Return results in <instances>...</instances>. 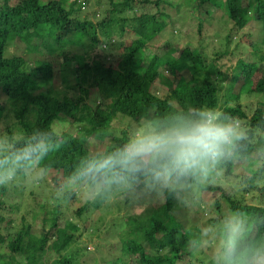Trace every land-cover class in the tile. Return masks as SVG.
<instances>
[{
  "label": "trees",
  "instance_id": "1",
  "mask_svg": "<svg viewBox=\"0 0 264 264\" xmlns=\"http://www.w3.org/2000/svg\"><path fill=\"white\" fill-rule=\"evenodd\" d=\"M186 8L198 17L204 12L209 19L218 10L224 12L226 18L222 15L219 22L226 34L214 47L216 35L211 43L203 40V22L195 28L201 35L198 46L186 44L178 55V44L170 46L169 40L178 43L184 35L181 25L192 24L176 23ZM249 24L261 27L262 39L244 34ZM170 26L179 31L173 30L165 42L167 50L147 54L146 48L160 45L152 40ZM241 34L248 39L243 49L238 41ZM222 40L225 47L219 48ZM259 43L264 45V0H0V123H5L0 134L14 133L19 141L25 132L44 128L60 117L76 128L64 131L66 142L45 161L43 178L32 170L11 187H0V264H83L76 242L98 224L90 218L108 201L88 197L74 209L80 191L87 189L96 198L91 186L70 182L74 167L83 156L101 155L130 136L127 130L110 131L119 115L141 123L149 114L167 110L169 101L184 107L214 106L231 115L227 122H240L238 128L244 133L228 154L206 179L190 181L181 194L188 204L203 192L218 193L211 210L215 216L211 214L207 221L217 231L221 252L229 240L228 220L241 217L238 247L245 254H264V53ZM248 45L258 51H248ZM115 47L119 53L108 54ZM54 61L59 62L58 71ZM181 63L187 66L178 73ZM158 77L166 83L157 84ZM236 85L238 90L233 92ZM158 88H167L166 95H159ZM254 97L257 101L243 102ZM93 135L106 140L104 151L91 150L87 142ZM223 179L231 190L221 183ZM40 184L49 192L45 198L36 192ZM144 195L149 202L143 212L132 213L126 207L125 215L112 218L107 227L110 231L120 224L117 244L128 245L127 250L121 248V254L111 259L101 253L97 260L210 264L196 258L201 242L194 237L196 225L185 226L178 214L182 198L163 191ZM27 197H33L34 203L23 206ZM129 198L125 196L126 203ZM40 210L38 233L33 226ZM76 221L82 222L83 229ZM49 247L52 259L45 257Z\"/></svg>",
  "mask_w": 264,
  "mask_h": 264
},
{
  "label": "clouds",
  "instance_id": "2",
  "mask_svg": "<svg viewBox=\"0 0 264 264\" xmlns=\"http://www.w3.org/2000/svg\"><path fill=\"white\" fill-rule=\"evenodd\" d=\"M162 113L139 123L134 134L101 155L83 156L76 164L70 182L91 186L96 198L107 202L113 197L140 190L163 191L177 198L190 181H201L239 138L238 127L227 122L231 115L214 106H178L169 101ZM72 127L67 118H54L44 128L15 134H0V187H11L36 170L45 174V161L66 142L64 131ZM229 240L217 264H264V254L247 253L237 240L243 225L230 220ZM216 230L211 225L206 233ZM243 256V260L241 257Z\"/></svg>",
  "mask_w": 264,
  "mask_h": 264
},
{
  "label": "rangeland",
  "instance_id": "3",
  "mask_svg": "<svg viewBox=\"0 0 264 264\" xmlns=\"http://www.w3.org/2000/svg\"><path fill=\"white\" fill-rule=\"evenodd\" d=\"M13 2L16 0H12ZM194 13L195 10H193ZM201 15H199V17L197 15H193L189 13V10L186 8L184 10V15L181 17L182 19L176 20V23L179 22H183L187 24V22L189 21L188 25L190 23H192L188 28H186L184 25H181V30L183 31V36L181 37V40L177 43L175 40H169L172 31L174 30L176 33L179 31V29L177 28H173V27H168L166 28L163 33L161 34L160 38H156L152 40V44L159 42L160 45L156 48L153 49H149L146 48L145 52L147 54L151 53L152 51H158V53H163L164 51H166V41L169 40L173 45L170 46H176L178 44L179 49L177 50V55L178 53H180L179 51L182 50V48L186 45L189 44L191 46H198L200 44V38L201 35L197 33L196 25L198 24V22H203L204 27L206 26V28L203 30L202 34H204V41H208L209 43H211L212 41V37L213 36H217V39L214 40V43L212 44V46L214 47V45L216 43H218V40L223 37L226 34L225 28L220 25L221 22H219L220 17L222 15L223 18H226V15L224 14V12L222 10H218L215 12V15L212 19L210 16H208V14H205L204 12L201 13ZM208 16V17H207ZM182 24V23H181ZM180 25V24H179ZM193 26L192 29H190ZM176 29V30H175ZM263 32H261V27L259 25H248L245 29H244V34L249 37V38H257V39H262L263 37ZM238 41L241 43L240 49H243L246 45V42L248 41V39L244 36V35H239L238 36ZM226 41L222 40L221 43V47L219 48H223L225 47ZM212 46H208L209 48ZM236 46V41L231 43L229 46L230 50H234ZM168 48V47H167ZM258 48L264 53V45H262V43H259ZM246 49L248 51H255L257 52L258 49L249 46L246 47ZM112 51V50H111ZM107 51L108 54L112 55V54H116L119 53L118 48L115 47L113 49V51ZM239 53V52H238ZM243 53H239L238 56L242 55ZM245 55V54H243ZM117 56V55H116ZM183 56V55H182ZM59 62L54 61V68L59 69ZM226 65V63H225ZM187 65L181 63L178 65V73H180V71L182 69H184ZM59 75L58 73H56V78H58ZM60 78V77H59ZM157 84L161 85V84H165V80L161 81V79L158 77V79L156 80ZM240 84V82H239ZM166 86V85H163ZM167 88H158L157 92L159 91V95L161 96H165L167 93ZM238 90V85H236V87L234 88L233 92H236ZM258 97H254L251 99H247L244 100L243 102H255L257 101ZM71 125V124H70ZM139 123L129 119L127 117L121 116L119 115L116 119L113 120L111 126H110V131L119 134L121 132V130H127L129 132V135L134 134V132L136 131L137 127H138ZM236 126L239 127L240 126V122L236 123ZM5 128V123L1 122L0 123V131H3ZM75 130V125H72V127H66L65 131H69V130ZM238 133L239 134H243L244 131L241 128H238ZM106 140L102 139V138H97L95 135H93L87 142V144H89V146H91V150H95L94 153L97 152H102L105 149L106 146ZM93 144H97V147H93ZM262 164V162H260V165ZM33 176V175H32ZM39 183H42V181L40 180ZM221 183H224V187L227 190H231L232 187L230 186V184L226 181V183L224 182V179ZM35 188V187H34ZM73 189L77 188L76 184L72 185ZM36 192L38 194H40L42 197H46L49 195V192L47 190H44V185L40 184L38 187L35 188ZM195 192L192 191L191 195H193L195 197ZM129 195V202L126 203L125 200V196ZM126 195H122V196H118L117 199L112 198L111 200H109L107 203L104 204L103 208L96 211L91 219V223H95V220H98V224H93L94 227L92 226L90 229H86L84 231V235L81 237V239H79L76 242V247L81 249V256L80 261L83 262V264H108L105 262V260H97V258L101 257V253L105 255L108 258H112L116 255L121 254L120 252L122 251L121 248L123 250H127L128 245H122V244H117L119 243V236L122 230V227L117 226V225H112L113 229L112 230H107V227H109L110 224H112V218H122L125 215V209L126 207L132 211V213H141L143 212V210L145 209L146 205L149 202V197L150 194H147L148 196H145L144 193L140 194V190L137 189L135 191H132L130 194H126ZM28 196V194L26 195ZM93 196V193L87 189L82 190L78 193V198L77 200L74 201L73 204V208L74 209H78V207L84 203L86 201V198H91ZM218 196V193H212V192H203L201 193L200 196H197L193 202L192 200H187L188 204H186V201H184V197L181 194L180 197L182 198L180 200V209L178 210V214L181 215L184 219H185V226H194L196 225L197 230H195L194 232V237L199 239V241L202 243H199L198 248L196 249V258L197 260H203V262H208V263H216L217 262V258L220 256L221 252V244L220 241L217 242L216 238H218V235L215 234L214 235V230H211L210 232L206 233V229L210 226V224L208 223V219L210 218V216H215L214 213L211 211L212 210V203L213 201L216 199V197ZM250 201L252 200V196L248 197ZM26 200L25 203L23 204V206L29 204V203H34L33 201V197H27L24 198ZM200 200V203H199ZM120 207L122 206V208L120 210H118L119 205ZM129 206V207H128ZM22 211H24V207H22ZM40 211H37V220L35 225L33 226V229L35 231H37L38 233L41 230V219L43 218V213ZM70 213V210H69ZM212 214V215H211ZM230 220L233 221H239L242 223L243 225V219L241 217H232L231 219L228 220V222ZM126 222V221H125ZM78 228L83 229V225L82 222L80 221H76ZM90 223V224H91ZM123 224V223H121ZM64 220L60 221V226H64ZM228 225V223H227ZM91 226V225H90ZM99 226V227H97ZM103 226V227H102ZM95 228V229H94ZM94 229V230H93ZM243 229V228H242ZM210 239V241H208V239ZM208 243L210 244V246H208ZM201 244V245H200ZM87 245V249H85ZM196 247V244L193 245ZM119 252V254H118ZM53 251L52 248H48V253L45 254V257H47L48 259H52L53 257ZM44 257V258H45ZM198 263V262H197ZM81 264V263H80ZM180 264V263H179ZM199 264V263H198Z\"/></svg>",
  "mask_w": 264,
  "mask_h": 264
}]
</instances>
